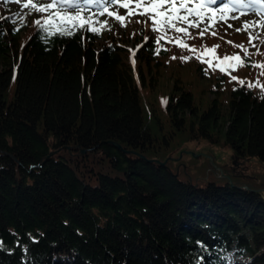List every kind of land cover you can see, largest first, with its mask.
<instances>
[{"label":"trees","instance_id":"trees-1","mask_svg":"<svg viewBox=\"0 0 264 264\" xmlns=\"http://www.w3.org/2000/svg\"><path fill=\"white\" fill-rule=\"evenodd\" d=\"M112 5L70 35L0 11V264H264V29Z\"/></svg>","mask_w":264,"mask_h":264},{"label":"rangeland","instance_id":"rangeland-1","mask_svg":"<svg viewBox=\"0 0 264 264\" xmlns=\"http://www.w3.org/2000/svg\"><path fill=\"white\" fill-rule=\"evenodd\" d=\"M96 4L94 5V1L91 0V2H86V0H71L67 4H58L55 5L52 9L48 10L52 13L59 12L61 15L64 13H67L68 15H75V10L77 8L79 9H86L90 12V14L95 17H104L109 15L108 12H113L111 6L108 7V3H106L104 0H95ZM98 2V3H97ZM185 7L180 8V0H176V3L165 5L167 9H164V15L163 18L169 14L173 13V20H176L175 17L179 16L181 17V21H186L189 23H192V27L200 26L205 27L210 25V22L215 19L217 20L219 25L221 26V30L225 31L227 39L232 42L233 38L231 35H240L244 31H242V28L240 26L239 21L244 16H249L253 18V23L257 27H261L264 29V14H262L260 11H256L254 9H258L259 7L253 5L251 8H243L239 3H236L235 0H216L215 3L208 4L207 7L201 8L197 0H184ZM33 3L38 4H48L52 3V0H0V11L3 10L5 12L4 16H9L10 18L20 17V12L23 10H26L28 12L33 13H39V14H46L48 12H38L34 8H32ZM122 3H128V7L125 8L122 6ZM148 3L146 0H139V7L137 6V0H121V2L118 3H110L115 6V10L118 15L121 17H125L128 19V21H131L133 18L140 19L141 14L144 13V11L148 10L143 8L142 4ZM244 3H249L247 0H244ZM112 5V6H113ZM224 5H229V9H226L224 12H221L220 9L224 8ZM107 6L108 12H105L103 9ZM195 9V12L192 15H189L188 10ZM2 12V13H3ZM1 13V15H2ZM82 13L83 10L80 12V18L77 21L69 22L68 25H70L73 28V24L76 26L81 22L82 19ZM129 13H132L131 15ZM224 16V19H220V16ZM115 18L114 16H112ZM57 20H60V17H56ZM231 25V27L229 26ZM75 26V27H76ZM118 26V24L115 22L113 25V28L115 29ZM239 27L240 29H238ZM203 29V28H201ZM247 33V32H245ZM253 31L248 32L249 35H253ZM130 51L132 52V47L129 46ZM14 83L10 85V92L13 89ZM192 146L194 148H192ZM202 146V147H201ZM190 148L183 149L181 153H190L191 155H195L197 157L199 156H208V161L213 165L212 159H215V162H222L226 155H228V149L223 148L220 149L219 147H213V145L209 146L207 144H197V142H192V144H189ZM199 147V148H198ZM179 154L178 158L181 157L182 154ZM176 158V157H173ZM177 158V159H178ZM212 160V161H211ZM254 162V161H253ZM237 169H244L246 171L250 170L251 168L255 167L257 164L251 161H240L239 163L236 162ZM242 167V168H241ZM218 169V170H217ZM215 171H218V175H220L221 172L219 170V167L215 169ZM237 258V257H236ZM238 260H242L237 258ZM245 260V257H243V260Z\"/></svg>","mask_w":264,"mask_h":264},{"label":"snow or ice","instance_id":"snow-or-ice-1","mask_svg":"<svg viewBox=\"0 0 264 264\" xmlns=\"http://www.w3.org/2000/svg\"><path fill=\"white\" fill-rule=\"evenodd\" d=\"M70 0H52V3H48V4H38V3H33L32 4V8H34L36 11L38 12H48V16H46L44 18V22L43 24L41 23V21L38 19L35 21L36 25L40 28H43L45 31H48L49 34H52L51 28H52V22H54L56 20V17H60V24L62 25V27L58 28L57 31L60 32V34L64 35V34H72L71 32V28L66 27V25L69 22H73V21H77L80 18V12L82 11V9L77 8L75 10V15H68L67 13H64L63 15H61L59 12L57 13H52L49 12L48 10L52 9L55 5L58 4H67L69 3ZM86 2H91V0H86ZM121 2V0H108V3H118ZM146 2L150 3L152 8L155 9L157 8V6L160 5H168V4H175L176 0H146ZM197 2L199 3L201 8H205L207 7L208 4H212L215 3L216 0H197ZM236 3H239L241 5V7L243 8H251L253 5H259L260 7L258 9H254L256 11H260L262 14H264V0H250L249 3H244V0H235ZM122 6L127 8L128 7V3H122ZM137 6L139 7V0H137ZM185 7V2L184 0H180V8H184ZM229 5H224V8L220 9L221 12H224L226 9H229ZM105 12H108V8L107 6L104 7L103 9ZM195 12V9H191L188 10L189 15H192ZM108 14L111 16L113 15L112 12H108ZM130 15L132 13H129ZM141 15H144V13H140ZM159 15V13H158ZM173 13H169L166 18H165V23H170L173 20ZM115 18L118 21H122L123 17H121L120 15H116ZM225 17L222 15L220 16V19H224ZM149 19H153L155 20V17H149ZM175 19H181V17L176 16ZM73 27H75L76 25L73 24ZM231 27V25H229ZM92 31H96L95 28L90 29ZM155 30V29H154ZM177 31H186L185 29H181V28H177ZM200 35H203V32L200 33ZM147 39V38H146ZM218 47V46H214ZM238 47H243V45H239ZM211 51V50H209ZM225 61H228L230 59H236L239 60L240 57L234 56V57H229L227 55L224 56L223 58ZM133 63H135V61H133ZM210 63V62H209ZM211 66V64H210ZM260 67H264V64L259 65ZM221 71H224V69H221ZM233 80H237L238 78L233 76L232 77ZM241 83H244L243 80L240 81ZM264 94V93H262Z\"/></svg>","mask_w":264,"mask_h":264},{"label":"water","instance_id":"water-1","mask_svg":"<svg viewBox=\"0 0 264 264\" xmlns=\"http://www.w3.org/2000/svg\"><path fill=\"white\" fill-rule=\"evenodd\" d=\"M116 145H118L117 143H116ZM54 151H51L49 154H47L46 156H45V158H48V156L50 155V154H52ZM162 163H164V162H162Z\"/></svg>","mask_w":264,"mask_h":264},{"label":"bare ground","instance_id":"bare-ground-1","mask_svg":"<svg viewBox=\"0 0 264 264\" xmlns=\"http://www.w3.org/2000/svg\"><path fill=\"white\" fill-rule=\"evenodd\" d=\"M71 1V0H70ZM92 1H94V5L96 4V1L95 0H92ZM247 2H250V0H247ZM98 3V2H97ZM255 6H257V7H260L259 5H255Z\"/></svg>","mask_w":264,"mask_h":264}]
</instances>
